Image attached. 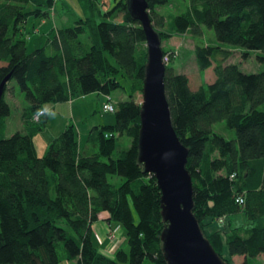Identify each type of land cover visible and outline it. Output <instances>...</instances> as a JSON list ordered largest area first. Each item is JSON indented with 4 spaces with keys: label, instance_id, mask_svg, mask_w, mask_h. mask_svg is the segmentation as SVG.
Returning <instances> with one entry per match:
<instances>
[{
    "label": "trees",
    "instance_id": "16d2710c",
    "mask_svg": "<svg viewBox=\"0 0 264 264\" xmlns=\"http://www.w3.org/2000/svg\"><path fill=\"white\" fill-rule=\"evenodd\" d=\"M53 1L0 0V83L10 75L0 99V133L10 115L5 99L10 81L27 103L24 133L0 134V264H142L145 259L166 264L161 193L138 162L140 106L136 112L133 105L147 63L140 23L130 16L127 0H110L106 9L100 0H76L81 15L74 25L54 28L55 35L31 51L24 24L29 17L49 18ZM146 2L161 43L175 35H200L206 27L218 42L244 50V57L254 52L264 64V0H189L182 13L169 17L158 9L172 0ZM231 55L220 46H196L197 66H213L215 75L197 91L168 67L170 57L164 88L172 127L188 150L193 216L225 264L235 256L249 264L257 256L264 260V69L245 74L225 64ZM127 89V100L117 103L118 122L92 127L84 150L69 124L44 155H37L33 138L49 113L33 118L46 105L88 94L111 98ZM219 122L234 131V139L214 132ZM237 197L244 198L243 206ZM101 213L122 226L128 252L110 256L94 246L91 226ZM241 213L246 225H231L229 218ZM222 218V224L229 219V231L207 234L206 221Z\"/></svg>",
    "mask_w": 264,
    "mask_h": 264
},
{
    "label": "rangeland",
    "instance_id": "374dc122",
    "mask_svg": "<svg viewBox=\"0 0 264 264\" xmlns=\"http://www.w3.org/2000/svg\"><path fill=\"white\" fill-rule=\"evenodd\" d=\"M100 1L103 9H106L110 4V0ZM188 3L189 0H172V3L170 5L161 7L158 9V11L168 17L176 16L185 10ZM63 4L67 7H63V9H60ZM79 10L80 9L76 0H54L50 11L48 12L49 18L43 20V24H45L43 26H45L49 30V37L52 38L55 35V31H53L54 28L73 26V22L78 18V16L81 15ZM117 20L119 21L120 18H118ZM39 23L40 22L38 21V19L29 17L27 19V22L24 24L22 32L26 37V43L29 49H31V38H38L40 36L37 31L38 29L42 28V24L40 25ZM83 38L84 37H82V39ZM206 45L220 46L223 49L230 50L232 55L228 58L225 64H235L239 67L241 72L245 74L258 73L264 69V64L259 62L254 52H248L249 55L244 57V50L235 48L225 43L218 42L214 35V32L206 27L201 28L200 35H175L163 41L160 46L164 50L170 51L168 58L171 57L172 59L167 63L168 67L172 68L177 74L185 75L188 79L189 88L192 91H197L201 86L209 85L213 83V79L215 80L213 66L206 70H200L196 64L194 56L196 46ZM0 65L3 64L0 62ZM124 84L126 87H128V83L126 81L124 82ZM127 91L128 89L126 91L117 90L111 93V98L113 100L112 102L115 107V111L113 113L102 111V105L105 102V99L100 97L101 95L97 94H88L83 97L74 98L71 104L69 103V101H67L56 103L54 105H46L44 109H52L53 113L50 112L48 114L46 125L43 127L42 131L33 138V144L36 149L37 155H44L47 150L48 144L54 138H56L69 124L74 125L78 134L80 147L82 150H84L88 131L92 127L113 125L118 122V117L121 111L118 109L117 103L122 100H127ZM98 96L100 97V99H98ZM5 99L9 102L10 115L6 118L4 132L0 134L3 138H8L15 132L24 133L22 117L27 103L15 81H10L8 83V89L5 93ZM141 102L142 92L137 93L134 97L133 106L136 112L138 111V106H140ZM213 130L214 132L221 134L226 139L235 138L234 131L227 130L223 122L214 124ZM131 209L134 220L136 222L137 215L134 212L132 206ZM206 222L210 226L215 224L219 232L229 231V229L225 226V224L229 222L227 220L225 224L210 222L209 219ZM229 223L235 226H239L241 225V217L236 218L235 216H231ZM106 228L107 226L105 227L104 234L102 223L95 222L91 226L93 244L101 252H103L101 244L103 239L105 238V241L108 242ZM110 228L111 231L114 232V235L116 237L125 238V233L121 225L116 222H111ZM119 245L120 246L116 245L117 249H119L120 247L121 250L128 252V245L126 241H124L122 244L120 242ZM224 257H227L226 251L224 252ZM242 262L243 259L240 257L235 260L232 259V264H241ZM142 264L154 263H152L148 259H145ZM249 264H264L263 257L257 256L255 259H252Z\"/></svg>",
    "mask_w": 264,
    "mask_h": 264
},
{
    "label": "water",
    "instance_id": "95a60500",
    "mask_svg": "<svg viewBox=\"0 0 264 264\" xmlns=\"http://www.w3.org/2000/svg\"><path fill=\"white\" fill-rule=\"evenodd\" d=\"M146 0H127L130 16L140 23L147 50L139 110L138 162L152 174L160 190V235L166 264H225L204 237L193 216V188L186 169L188 150L172 127L165 96V62L161 42L147 12ZM10 75L0 83V99Z\"/></svg>",
    "mask_w": 264,
    "mask_h": 264
},
{
    "label": "crops",
    "instance_id": "0c3cea01",
    "mask_svg": "<svg viewBox=\"0 0 264 264\" xmlns=\"http://www.w3.org/2000/svg\"><path fill=\"white\" fill-rule=\"evenodd\" d=\"M38 21L40 22L39 24L42 26V28H40L41 29V31H40V29H38V34L40 35L38 38H31V40H30V42H31V51H32V49H33V46L34 45H37V44H39V42H42V45L45 43V41L47 40V38L49 37V35H50V33H49V30L45 27V26H43V25H45V24H43L44 22H43V20H41V19H38ZM46 36V37H45ZM212 82H214V79H213V81ZM99 97V96H98ZM100 97H102L103 99H105V96L104 95H101ZM100 97L98 98V99H100ZM7 101V103H8V105H9V102H8V100H6ZM46 110H49V109H46ZM51 113H53V110L51 109ZM236 218L238 217H241V226H244V225H246V223H247V220H246V217L241 213V214H236V215H234ZM108 218V214L107 213H101L100 214V216H99V218H98V220L96 221V222H100V223H102V226H103V230H104V234H105V227L107 226V227H110L111 226V223L110 222H107L106 221V219ZM230 219V218H229ZM229 219H227V221L229 220ZM215 223V222H214ZM231 224V223H230ZM232 225V224H231ZM206 233L207 234H212L213 232H215L216 230H217V226L215 225V224H213L212 226H210V225H207L206 226ZM105 237V236H104ZM116 237V236H115ZM124 239V240H123ZM124 241H126V238H118V237H116V245L117 246H120L119 244H120V242H121V244L124 242ZM93 242V241H92ZM102 250H103V252L102 253H105V254H107V255H110V256H112V255H114V253L117 251V250H119L120 249V247H119V249H117L116 248V245H115V247L112 249V250H110V251H108L106 248H107V246H108V242L107 241H105V238L103 239V241H102ZM242 258L243 259V257H241V256H235V257H233L232 259L233 260H235V259H237V258ZM65 264H67V263H65Z\"/></svg>",
    "mask_w": 264,
    "mask_h": 264
},
{
    "label": "built area",
    "instance_id": "2783aa9c",
    "mask_svg": "<svg viewBox=\"0 0 264 264\" xmlns=\"http://www.w3.org/2000/svg\"><path fill=\"white\" fill-rule=\"evenodd\" d=\"M163 61L165 63H167L168 61V55L163 56ZM72 101H70L69 103H71ZM102 111L103 112H109V113H113L115 111V107L113 105L112 99L110 97H106L105 98V102L102 105ZM51 110H45V111H40L37 115L34 116V121H37L39 116L42 114H48L50 113ZM230 178H233V175L230 176ZM236 203L239 204L240 206H243L244 204V198L243 197H237L236 198ZM219 224L223 223V218L219 219ZM106 234H107V240H108V246H107V250L110 251L115 247V243H116V237L114 235V232L111 231L110 227L106 228Z\"/></svg>",
    "mask_w": 264,
    "mask_h": 264
}]
</instances>
